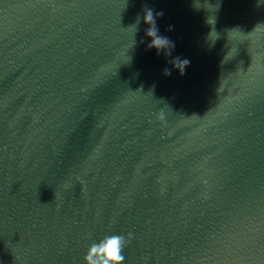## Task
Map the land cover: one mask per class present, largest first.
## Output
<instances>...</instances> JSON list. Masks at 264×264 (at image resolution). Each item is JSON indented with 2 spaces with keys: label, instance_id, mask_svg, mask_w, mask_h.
<instances>
[{
  "label": "clouds",
  "instance_id": "1",
  "mask_svg": "<svg viewBox=\"0 0 264 264\" xmlns=\"http://www.w3.org/2000/svg\"><path fill=\"white\" fill-rule=\"evenodd\" d=\"M163 15V12H157L154 15V10L151 8L144 9V15L142 17L143 23L147 25L145 29V36L151 39V42L147 45L148 49H156L157 55L161 53L167 58L171 56L172 49L175 47L174 42L170 41L168 37L159 34V29L156 25L157 17ZM141 23L140 17L137 18L136 32L139 30ZM171 30V26L169 27ZM143 42V41H142ZM170 63L173 69L183 75L185 69L190 64L188 59H181L179 56L173 58ZM165 76L171 75V70L165 68L163 71ZM131 239L129 234L128 240ZM127 240L124 236L118 234L107 235L98 242H93L89 245L86 255L84 256V264H123L125 257L122 254Z\"/></svg>",
  "mask_w": 264,
  "mask_h": 264
}]
</instances>
